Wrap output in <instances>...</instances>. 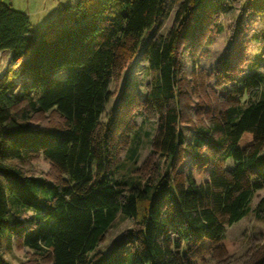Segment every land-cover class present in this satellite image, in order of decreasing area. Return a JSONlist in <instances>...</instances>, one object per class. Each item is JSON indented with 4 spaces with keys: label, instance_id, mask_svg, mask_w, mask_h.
Masks as SVG:
<instances>
[{
    "label": "trees",
    "instance_id": "trees-1",
    "mask_svg": "<svg viewBox=\"0 0 264 264\" xmlns=\"http://www.w3.org/2000/svg\"><path fill=\"white\" fill-rule=\"evenodd\" d=\"M164 1L79 0L64 23L38 29L0 0V52L12 65L0 77V238L27 250L26 263L204 264L228 254L226 227L264 189V73L235 69L239 46L189 77L179 55L183 46L195 64L233 0H180L167 32L145 50V96L124 88L101 121L110 84L163 16ZM242 29L239 22L235 39ZM61 70L63 79L55 77ZM140 112L156 115L155 132L124 182L113 173ZM183 124L194 135L187 144ZM40 157L48 177L23 171ZM255 212L264 214V197ZM118 213L133 225L109 252L96 251ZM255 264H264V246Z\"/></svg>",
    "mask_w": 264,
    "mask_h": 264
},
{
    "label": "rangeland",
    "instance_id": "rangeland-1",
    "mask_svg": "<svg viewBox=\"0 0 264 264\" xmlns=\"http://www.w3.org/2000/svg\"><path fill=\"white\" fill-rule=\"evenodd\" d=\"M14 10L24 13L33 28L42 29L47 26H57L65 22L67 16L74 11L79 0H3ZM180 0H165L163 4V16L144 35L140 46L133 54L131 60L120 72L118 79L110 84L111 97L105 105L101 121H106L107 115L118 101V96L124 88L131 87L140 97H144L150 82L151 71L145 58V50L149 43L158 35L167 32L173 23V16ZM249 0H233L232 10L227 14L218 16L217 25L220 32L212 34V42L205 40L199 44L201 56H195V64L190 62L184 47L181 46L180 60L182 69L187 77L195 69L205 68L210 70L217 59L229 53V51L241 50L234 58V67L241 75L254 68L264 73V0H256L261 7H247ZM70 6V9H64ZM256 7V6H255ZM241 22L243 29L239 36L234 38L235 26ZM198 51V53L200 52ZM5 57V55H3ZM254 64L257 66L255 67ZM63 70L55 73V77L63 79ZM19 83V82H18ZM228 85V84H227ZM223 93V87L217 89ZM185 114L194 115L193 110L184 108ZM156 115L153 112H140L135 115L137 129L132 135L131 142L121 155L118 168L113 176L121 181L131 182L135 178L134 169L141 164L150 150V141L155 132ZM185 143L191 142L193 132L189 126L181 125ZM190 153L185 151L180 169L187 170L190 164ZM23 171L36 177H48L49 164L42 157L26 165H22ZM264 197V189L255 192L251 199L246 214L239 221L226 227L225 234L232 243L228 254L220 259H207L204 264H255L260 255V248L264 246V214L255 212L256 202ZM133 221L121 213L105 232V237L100 242L96 251L109 252L116 244L122 233L130 229ZM27 250H17L8 244L6 237L0 238V259L4 264H28Z\"/></svg>",
    "mask_w": 264,
    "mask_h": 264
},
{
    "label": "built area",
    "instance_id": "built-area-1",
    "mask_svg": "<svg viewBox=\"0 0 264 264\" xmlns=\"http://www.w3.org/2000/svg\"><path fill=\"white\" fill-rule=\"evenodd\" d=\"M3 55H5V57H3ZM9 59H10V54H4L0 52V77L6 69L12 66Z\"/></svg>",
    "mask_w": 264,
    "mask_h": 264
}]
</instances>
